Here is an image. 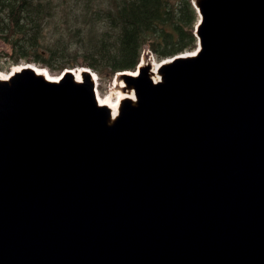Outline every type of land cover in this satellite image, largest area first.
Masks as SVG:
<instances>
[{
	"label": "water",
	"instance_id": "obj_1",
	"mask_svg": "<svg viewBox=\"0 0 264 264\" xmlns=\"http://www.w3.org/2000/svg\"><path fill=\"white\" fill-rule=\"evenodd\" d=\"M194 2L201 15L196 54L163 59L155 68L153 57H143L138 75L118 72L116 86L125 95L115 107L101 104L89 68L65 69L58 80L27 63L0 78V264H264V20L251 10L230 11L235 0H210L213 28L225 22V35L230 31L213 40L212 31L209 37L204 32L205 1ZM212 59L226 65L207 63L222 67L198 79L191 67ZM223 66L254 85L230 92L235 74L222 84ZM201 121L208 128L204 133L197 128ZM99 124L104 135L112 133L108 142L94 133ZM129 129L134 132L126 150L132 152L126 153L142 144L147 163L169 169L177 181L165 196L163 214L144 207L123 169L114 174L115 163L105 157ZM182 133L194 140L208 133L200 160L212 151L218 160L237 148V164L216 176H193L177 159ZM47 169L50 177L27 184L23 173L34 177ZM92 185L96 194L90 193ZM211 228L222 229L231 241L221 244Z\"/></svg>",
	"mask_w": 264,
	"mask_h": 264
},
{
	"label": "trees",
	"instance_id": "obj_2",
	"mask_svg": "<svg viewBox=\"0 0 264 264\" xmlns=\"http://www.w3.org/2000/svg\"><path fill=\"white\" fill-rule=\"evenodd\" d=\"M59 7H69L71 40L45 48L44 25ZM84 10L92 13L84 15L87 28ZM197 18L191 0H0V39L11 46L12 64L86 65L112 78L135 69L146 49L159 59L193 49Z\"/></svg>",
	"mask_w": 264,
	"mask_h": 264
},
{
	"label": "bare ground",
	"instance_id": "obj_3",
	"mask_svg": "<svg viewBox=\"0 0 264 264\" xmlns=\"http://www.w3.org/2000/svg\"><path fill=\"white\" fill-rule=\"evenodd\" d=\"M215 1V0H214ZM217 2V1H216ZM230 2V1H229ZM215 3V2H214ZM226 5V1L224 3ZM228 4V3H227ZM226 8V7H225ZM230 11L234 12V13H242L243 11L245 10H251L255 16V18H257L258 20H264V0H235V2L233 4H231L229 7H227ZM217 10V9H216ZM250 12V11H249ZM219 18V17H218ZM216 23H217V20H216ZM217 27V25H216ZM216 27H214L212 29V32L214 34V37L213 40H218L220 38H222L225 33L227 32V27H228V24L227 23H220L218 25V30L216 29ZM228 34H230V31L229 33H227L225 35V38L228 36ZM213 36V35H212ZM234 38V37H233ZM232 40V39H231ZM239 45V43L237 42V46ZM211 46V45H210ZM213 47V46H212ZM228 50V49H226ZM202 60V59H201ZM208 60V59H207ZM219 60V59H218ZM210 62H217L218 64L220 65H226V64H223V63H220L218 61H215L214 59L210 60V61H199V62H196L195 65H193L191 67L192 70L195 69L196 71V75L198 76V79L200 80H204L203 76L205 74H208V76L214 71V70H218V68L222 67V66H212V65H208L207 63H210ZM154 68L155 66L157 65V62L154 61ZM237 64V63H236ZM33 65V64H32ZM23 65H16L14 66V70H19ZM34 67L37 68V70L39 72H42L43 74H46L49 78H53L54 76H52L49 72V70L47 68H43V67H37L35 65H33ZM231 66H236V65H231ZM241 66V64H240ZM187 68V67H186ZM190 68V67H189ZM234 68V67H233ZM231 68V67H224L223 66V77L221 78L222 80V84L224 82V80H229L230 76L235 74L234 73V69ZM220 71V70H219ZM218 71V72H219ZM246 71V70H245ZM78 73V72H77ZM216 73V72H215ZM193 74V73H192ZM8 74H4L0 71V78H5L7 77ZM95 75V79H97V75ZM219 75H221V73H219ZM242 77L240 78V80H238L236 78V74L234 76V79L232 80V82L230 84H228V87H227V90H229L230 92L233 91V92H240L241 90L245 89V88H248L249 86L251 85H254V83L251 82L250 78L248 76H244V75H241ZM240 77V76H239ZM57 78V77H56ZM56 78H53V79H56ZM172 80V79H171ZM191 81L193 84H196L192 78H191ZM97 82V80H96ZM202 82V81H201ZM192 84V85H193ZM214 84V83H212ZM261 84V83H259ZM122 85V84H121ZM124 85V84H123ZM192 85L190 87V90L192 91L193 88H192ZM198 85V84H196ZM117 88H119L118 86H116ZM255 87V86H254ZM257 87V86H256ZM259 87V86H258ZM215 88V87H213ZM252 88V87H251ZM195 89V88H194ZM262 89V88H261ZM121 90V89H120ZM65 91V90H64ZM217 91V90H216ZM248 92V91H247ZM262 92V91H261ZM67 93V92H66ZM229 93V92H228ZM65 94V93H64ZM69 94V93H68ZM112 95V94H111ZM125 94L122 92L120 94V96H124ZM236 95V93H235ZM249 95V93H248ZM258 95V93H257ZM256 95V96H257ZM11 96V95H10ZM230 96V95H229ZM255 96V97H256ZM259 96V95H258ZM99 99L102 101V102H107L111 107H115V105L118 103V97H115V98H112L111 96H108V97H105V99H103V97H100L98 95ZM193 97V96H192ZM247 97H245V103H247ZM194 98V97H193ZM198 98V96H197ZM244 98V97H243ZM238 99V98H237ZM252 99V98H251ZM255 98H253L252 100H254ZM257 99V98H256ZM194 104H197L199 103L195 98H194ZM200 101V100H199ZM255 101V100H254ZM17 102V101H16ZM202 102V101H201ZM253 102V101H252ZM163 110L159 111L156 113V116L160 115L161 116V112ZM87 112V110H86ZM22 113V112H21ZM83 115V114H82ZM92 115V114H91ZM21 116V114L19 115ZM94 116V115H93ZM170 116H171V113H168L167 115V119H166V122L170 121ZM202 117V116H201ZM138 118V116H137ZM158 118V117H157ZM162 118V117H161ZM196 118V117H195ZM199 118V117H198ZM193 119V118H192ZM202 119V118H201ZM195 121V120H194ZM192 122V121H191ZM206 122V121H205ZM85 124V123H84ZM187 124V123H186ZM192 124V123H191ZM195 124V123H194ZM83 125V124H81ZM166 125V124H165ZM190 125V124H189ZM187 126V125H186ZM134 128V127H133ZM192 128H195L194 125L192 126ZM197 128H199L201 131L202 130H207L208 128H206V125L203 123V121H201V123H198L197 125ZM196 128V129H197ZM181 129V128H180ZM106 130V128H105ZM180 131V130H179ZM178 131V132H179ZM209 131V130H208ZM5 132V131H4ZM132 132H134L133 130L129 129L125 132V134H121L122 137H120L117 141L116 144H114L113 146H109L110 148L107 150L106 152V155L105 157H107V159L111 162H114L115 163V166L114 165H111V167H113L114 169V174L115 172H117V168L118 167H121L123 169V172L125 175H127V178L128 179V184H133L135 187H134V191L133 193H137V197H139L142 205L144 207L148 206L150 207V209H153L155 210L156 212H161V214H163L165 211H164V207H163V202H164V199H165V196L172 193L174 190H175V187H176V182L175 180L172 179V177L169 175L168 171L169 169H164L163 166L160 165V167L158 166H154V165H149L147 163V158H146V152L142 147L141 145L139 146H135L133 148V153L130 155H128L126 152L131 150L132 152V149H127L126 150V143H127V140L126 139H131L133 136H132ZM203 132V131H202ZM206 132V131H205ZM97 137L99 139H104L106 140V142H108L110 140V137L112 135V133H108V134H105L103 133V130H101L100 128V124L97 128V131L94 132ZM119 133V132H117ZM177 133V132H176ZM191 133V132H190ZM204 133V132H203ZM197 134V133H196ZM208 133H206L200 140H194V139H190L189 138H184L183 136L185 135V133H182L181 134V137L178 138L176 140V143L179 144V147H181L183 149V154L181 155L180 158H177L179 159V161L181 163H184L188 169L190 170V172L193 174V176H199L200 177H212L213 175L216 176V174H218L220 171L222 172H227L229 168H231L233 165V162L235 164L237 160V156L239 155V150L237 148H234L233 150L231 149L230 151L228 152H225L224 154L218 156V160L216 161L215 159H212L213 156H217V154H215V151H212L210 154H207L205 153V156H203V161L199 159V156L201 155L202 151L204 150L203 146L201 144H203L202 142L207 138V135ZM104 135V137H103ZM189 135V134H188ZM187 135V136H188ZM195 135V134H194ZM198 135V134H197ZM202 135V134H201ZM115 136V135H113ZM192 136V135H191ZM199 136V135H198ZM177 137V136H176ZM118 138V137H117ZM194 138V137H193ZM200 138V137H199ZM90 139H85V141H89ZM112 140V139H111ZM75 141V140H74ZM115 141V139H114ZM141 142V141H140ZM212 142V141H211ZM216 143V142H215ZM214 143V144H215ZM85 144V143H84ZM217 144V143H216ZM96 145V144H95ZM111 145V144H110ZM132 145V144H131ZM134 145V144H133ZM212 145V144H210ZM86 147V145H84ZM178 146V145H177ZM206 145H204L205 147ZM216 146V145H215ZM84 147V148H85ZM213 147V146H212ZM92 148V147H91ZM207 148L209 149V147L207 146ZM211 148V147H210ZM104 149V148H103ZM148 149V148H147ZM214 149V148H213ZM90 150V149H89ZM106 151V150H105ZM243 151V150H241ZM89 152V151H87ZM130 152V153H131ZM151 153V151H150ZM209 153V152H208ZM93 154V153H92ZM104 154V153H103ZM226 154H230V158L229 159H226L225 158V155ZM94 155V154H93ZM101 155V154H100ZM207 156H210L211 157V160L210 161H207V159H209V157ZM101 157L103 158V155H101ZM205 157H207V159H205ZM86 158V157H85ZM88 158V157H87ZM86 158V159H87ZM149 158V156H148ZM217 158V157H216ZM228 158V157H227ZM146 159V160H145ZM155 159V158H154ZM202 159V158H201ZM101 160V159H100ZM90 161V160H89ZM103 161H105V158L103 159ZM151 162V160H149ZM108 162V161H107ZM104 163V162H103ZM113 163V164H114ZM183 164V165H184ZM217 168H216V171H212L214 166L217 165ZM93 165V164H92ZM88 166V165H87ZM90 166V165H89ZM107 166V165H106ZM231 166V167H230ZM163 169H162V168ZM85 168V167H84ZM32 172H34L33 169H31ZM51 170V169H50ZM50 170H46V171H39L38 173H36V175L34 177H31L30 174L31 173H23L25 175V180L27 179V184L30 183H38L40 182L41 180H46L48 177H50L52 175V171ZM90 171V170H89ZM24 172V171H22ZM37 172V171H36ZM112 172V171H111ZM122 172V173H123ZM89 173V172H88ZM171 173V172H170ZM54 174V173H53ZM119 174V173H117ZM172 174V173H171ZM173 176V175H172ZM22 177V176H21ZM174 177V176H173ZM106 178V177H105ZM119 178V177H118ZM126 178V179H127ZM197 178V177H195ZM124 177L120 180H123ZM50 180V178H49ZM112 181V180H111ZM111 181H109V183H112ZM42 182V181H41ZM85 182V181H84ZM88 182V181H87ZM90 183V182H89ZM103 183V181H102ZM108 183V182H107ZM152 183H157L158 185L160 186H163L165 187L166 191L165 192H162V191H158V190H154L153 189V185ZM83 184V183H82ZM97 184V183H96ZM128 184H126L124 186V188H127ZM89 185V184H88ZM87 185V186H88ZM115 186V182L112 184V186ZM117 185H119V183H117ZM178 185V184H177ZM111 185H109L110 187ZM110 187L111 190H113L114 187ZM86 187V186H85ZM178 187V186H177ZM88 188V187H87ZM105 188V187H104ZM146 190H143L145 189ZM107 189V187H106ZM86 190V189H85ZM49 191L52 192L51 188H49ZM48 192V191H47ZM96 190H95V187H93V185L90 187V193L92 194H96ZM53 193V192H52ZM53 195V194H52ZM91 195V194H90ZM145 195L150 198V201L147 202L145 201ZM172 195V194H171ZM56 196V195H55ZM174 196V195H173ZM52 197V196H51ZM57 198V197H55ZM147 199V198H146ZM172 199V198H171ZM158 205H160V207H158ZM173 206V209H177V207H174V204L172 205ZM172 206L170 207V209L172 208ZM152 210V211H153ZM174 210V211H175ZM175 213V212H174ZM159 216V215H158ZM184 224V223H183ZM197 227V226H196ZM190 228V227H189ZM194 228V227H193ZM198 228V227H197ZM210 228V227H209ZM208 228V229H209ZM213 229V237H218L220 238L222 241H221V244L223 243V245H225V242H228V241H231L230 239H228L223 233H219L220 229L218 228V232L217 229H214V228H211ZM193 230V229H192ZM183 231H185V229H183ZM195 231V229H194ZM203 231H205V227H203ZM207 231V230H206ZM205 231V232H206ZM225 231V230H224ZM193 232V231H192ZM201 232H202V229H201ZM208 232V231H207ZM195 233V232H194ZM199 233V232H198ZM197 233V234H198ZM239 233V232H238ZM237 233V234H238ZM192 237L194 234H191ZM211 233H209V236L207 237V239H209L211 236ZM229 235V234H227ZM181 236V235H180ZM199 236V235H198ZM183 237H185V235H183ZM191 237V236H190ZM195 237V236H194ZM201 237V236H200ZM200 237H196L197 239H199ZM212 237V239H213ZM232 237V236H231ZM182 238V237H181ZM204 238V237H203ZM184 239V238H183ZM186 239V238H185ZM191 239V238H190ZM197 239H195V241L197 242ZM239 239V238H238ZM205 240V238L203 239ZM214 240V239H213ZM217 240V239H216ZM219 241V240H218ZM240 241V240H239ZM195 242V243H196ZM199 242V241H198ZM204 242V241H202ZM213 242V241H212ZM210 241V243H212ZM181 243V242H180ZM193 243V242H192ZM197 244V243H196ZM203 244V243H202ZM206 245V244H204ZM203 245V246H204ZM223 245H221V247H223ZM201 246V245H200ZM218 246V245H217ZM208 247V246H207ZM209 247H211V245H209ZM198 249V248H197ZM203 250V249H202ZM208 250V249H207ZM187 251L189 252V254L191 253L192 254V251L191 250H188ZM194 251V250H193ZM206 252V251H205ZM204 252V253H205ZM194 253V252H193ZM196 254L199 256V258L202 256L201 254V249H198V251L196 252ZM196 255V256H197ZM204 255V254H203ZM192 256V255H191ZM204 258V257H203ZM206 258V257H205Z\"/></svg>",
	"mask_w": 264,
	"mask_h": 264
},
{
	"label": "rangeland",
	"instance_id": "obj_4",
	"mask_svg": "<svg viewBox=\"0 0 264 264\" xmlns=\"http://www.w3.org/2000/svg\"><path fill=\"white\" fill-rule=\"evenodd\" d=\"M205 5L207 6V22L205 24V36L209 37L211 36V31L214 26V21H215V11L213 8H211L209 5L210 0H204ZM55 16L52 17V19L47 22L44 25V31H43V36L45 37L42 39V42L45 43L44 47L48 46H54L58 42V38H61L64 42H70L71 40V33H70V27H72V21L69 18V7H59L54 10ZM84 15L91 16L92 13L89 11H83V16H82V21L81 24L83 27H85V24H83V19ZM87 28V27H85ZM46 51V50H44ZM150 51L149 49H146L142 52V56L148 57L147 52ZM10 53H11V46L10 44L6 43L4 40L0 39V71L4 74H8L13 67L12 60L10 58ZM45 53V52H44ZM154 57L156 58L155 61L161 60L158 59L157 56L154 54ZM80 58V57H79ZM20 64L18 65H25L27 63H31L37 67H43L47 68L52 76L55 78L60 76L62 71L61 70H51L49 67H46L40 63H33L29 62L27 60L22 59L19 61ZM158 63V62H157ZM16 66V65H14ZM81 66V65H80ZM67 68H70V65L67 64ZM65 69V68H64ZM62 69V70H64ZM180 69V68H179ZM96 73V72H95ZM170 75V74H169ZM98 78L96 79L98 81V95L100 97H105L111 96L112 98L117 97L118 95L122 93V91L114 86V76L111 78L108 75L101 76L98 74ZM25 81V80H24ZM8 90H5V93H7ZM112 94V95H111Z\"/></svg>",
	"mask_w": 264,
	"mask_h": 264
}]
</instances>
